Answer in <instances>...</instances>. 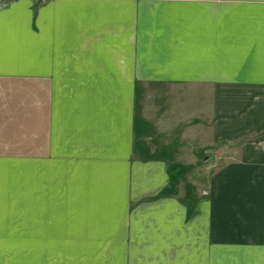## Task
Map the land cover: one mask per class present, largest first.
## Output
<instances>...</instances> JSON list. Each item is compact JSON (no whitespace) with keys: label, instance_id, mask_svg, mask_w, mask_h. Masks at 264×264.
<instances>
[{"label":"crops","instance_id":"crops-1","mask_svg":"<svg viewBox=\"0 0 264 264\" xmlns=\"http://www.w3.org/2000/svg\"><path fill=\"white\" fill-rule=\"evenodd\" d=\"M0 264H264V0L0 7Z\"/></svg>","mask_w":264,"mask_h":264},{"label":"rangeland","instance_id":"rangeland-1","mask_svg":"<svg viewBox=\"0 0 264 264\" xmlns=\"http://www.w3.org/2000/svg\"><path fill=\"white\" fill-rule=\"evenodd\" d=\"M15 0H3L0 7L9 5L11 2ZM35 2V5L42 3L44 0H33ZM151 85H145L142 86V107L143 112L145 113V116L149 118L148 109H149V102H150V93L153 91ZM144 120V119H143ZM145 121V120H144ZM147 122V127L150 128V125ZM176 138V137H175ZM171 140L174 138L170 137ZM174 141V140H173ZM178 139H175V142L177 143ZM171 144L170 147V156L174 161H177L180 159V150L179 144ZM209 162L202 161V159L198 160V162L194 166H190L189 168H175V174L176 176H179V178L183 181L184 184L187 185H199V186H206V188L210 185L212 174L215 171V168L213 165H209ZM176 191V189H175ZM12 251L13 260H21V250H8ZM63 253L68 252V250H62ZM47 252H53V250H47Z\"/></svg>","mask_w":264,"mask_h":264},{"label":"water","instance_id":"water-1","mask_svg":"<svg viewBox=\"0 0 264 264\" xmlns=\"http://www.w3.org/2000/svg\"><path fill=\"white\" fill-rule=\"evenodd\" d=\"M2 1H3V0H0V5H1Z\"/></svg>","mask_w":264,"mask_h":264}]
</instances>
